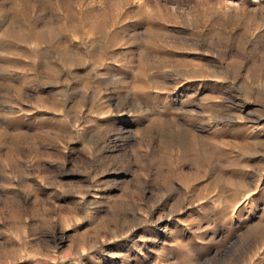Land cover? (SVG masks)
Instances as JSON below:
<instances>
[{
    "label": "rangeland",
    "instance_id": "374dc122",
    "mask_svg": "<svg viewBox=\"0 0 264 264\" xmlns=\"http://www.w3.org/2000/svg\"><path fill=\"white\" fill-rule=\"evenodd\" d=\"M0 264H264V0H0Z\"/></svg>",
    "mask_w": 264,
    "mask_h": 264
}]
</instances>
